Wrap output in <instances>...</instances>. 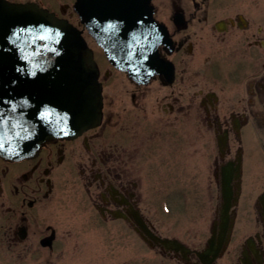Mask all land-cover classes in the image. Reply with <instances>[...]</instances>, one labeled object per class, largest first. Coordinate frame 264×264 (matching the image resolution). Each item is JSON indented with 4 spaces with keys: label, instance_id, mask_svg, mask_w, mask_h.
I'll use <instances>...</instances> for the list:
<instances>
[{
    "label": "flooded vegetation",
    "instance_id": "obj_1",
    "mask_svg": "<svg viewBox=\"0 0 264 264\" xmlns=\"http://www.w3.org/2000/svg\"><path fill=\"white\" fill-rule=\"evenodd\" d=\"M8 1L82 30L102 115L30 155L0 153V264H264V188L245 187L264 183L248 141L264 142V0H149L154 63L133 73L78 0ZM105 3L87 0L89 15Z\"/></svg>",
    "mask_w": 264,
    "mask_h": 264
},
{
    "label": "water",
    "instance_id": "obj_2",
    "mask_svg": "<svg viewBox=\"0 0 264 264\" xmlns=\"http://www.w3.org/2000/svg\"><path fill=\"white\" fill-rule=\"evenodd\" d=\"M110 1L116 3L92 5L101 19L89 15L87 0L75 9L114 65L131 73L138 63L150 68L154 44L144 31L149 0L137 7ZM133 10L141 21L125 19ZM98 77L93 50L75 25L34 2L0 0L1 154L30 155L47 140L96 125L102 115Z\"/></svg>",
    "mask_w": 264,
    "mask_h": 264
},
{
    "label": "rangeland",
    "instance_id": "obj_3",
    "mask_svg": "<svg viewBox=\"0 0 264 264\" xmlns=\"http://www.w3.org/2000/svg\"><path fill=\"white\" fill-rule=\"evenodd\" d=\"M90 44L92 46H94V48L97 47V45L93 42L92 43L90 42ZM90 48H92V47H90ZM98 59L99 60L103 59V56L99 53H98ZM248 141H249L250 147L253 150L254 155H255L253 159L264 162V155L261 153V150H260V146L264 145L263 138L261 136H258V137L249 136ZM261 173H259V175H257V176L263 177L264 174H261ZM262 182L263 181H260L257 184H246L245 185L246 192L250 193L251 195L257 194L258 192H260L264 188V183H262Z\"/></svg>",
    "mask_w": 264,
    "mask_h": 264
}]
</instances>
